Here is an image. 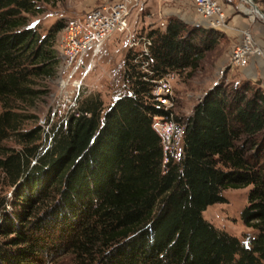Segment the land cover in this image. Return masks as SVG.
<instances>
[{
  "label": "trees",
  "instance_id": "obj_1",
  "mask_svg": "<svg viewBox=\"0 0 264 264\" xmlns=\"http://www.w3.org/2000/svg\"><path fill=\"white\" fill-rule=\"evenodd\" d=\"M39 1L50 0H0V184L11 189L0 199V264L62 255L71 264H264V91L248 79L218 82L187 116L151 96L165 73L192 74L222 33L173 16L149 27L152 73L129 49L124 91L107 108L98 93L81 98L45 146L28 105L44 93L38 80L55 74L64 21L44 35L29 26ZM155 115L184 127L166 161ZM248 186L240 217L253 233L244 243L202 213L224 190Z\"/></svg>",
  "mask_w": 264,
  "mask_h": 264
},
{
  "label": "rangeland",
  "instance_id": "obj_2",
  "mask_svg": "<svg viewBox=\"0 0 264 264\" xmlns=\"http://www.w3.org/2000/svg\"><path fill=\"white\" fill-rule=\"evenodd\" d=\"M104 0H50L39 1L38 11L27 14L29 26H35L44 35L52 25L73 15H79ZM143 9L140 13L133 11L128 18L137 31L143 34L149 27L163 28L170 16L183 20L188 25H203L195 14L192 0H142ZM225 12V24L221 29L223 38L214 49L208 51L198 68L188 74L189 70L176 72L177 77L172 83L173 115L187 116L202 95L218 82L235 83L248 79L256 83L264 91V25L256 17L251 21L249 15L241 11L238 0H218ZM264 13V0H253ZM250 8V6H248ZM258 20V21H257ZM255 21V22H254ZM58 32L53 41L59 62L54 76L38 80L36 87L42 90L32 105H28L29 113L37 115V125L43 129L46 137L45 146L50 141L49 127L62 121L75 108L78 101L90 93H98L107 108L114 98L124 91L122 80L123 61L129 50L123 34L114 32L102 45L96 56L85 55L77 71L73 67L63 69L62 51L58 44ZM247 35V36H246ZM248 38L252 49L249 63L238 67L231 62L230 52L234 46ZM132 51V50H131ZM91 67L84 74L85 68ZM79 85V92H71ZM27 105H21L25 108ZM28 108V107H26ZM49 118V123L46 119ZM34 123L27 122L25 127ZM8 144H13L8 141ZM250 186L223 191L224 201L209 205L202 213L204 219L214 227L237 236L242 242H248L253 229L245 226L240 213L247 204ZM6 195L9 199L11 189L0 184V199ZM9 207V206H8ZM38 264H71L69 255H62L55 261Z\"/></svg>",
  "mask_w": 264,
  "mask_h": 264
},
{
  "label": "built area",
  "instance_id": "obj_3",
  "mask_svg": "<svg viewBox=\"0 0 264 264\" xmlns=\"http://www.w3.org/2000/svg\"><path fill=\"white\" fill-rule=\"evenodd\" d=\"M195 14L203 23V26L221 29L225 24V12L218 0H192ZM142 0H104L94 5L79 15L67 17L59 31L58 44L62 51L63 69L73 67L77 71L82 58L90 54L96 56L103 43L114 33L123 34L129 49L134 52L133 62L140 65V69L149 74L148 61L143 58L149 55L151 39L137 31L129 23L128 18L133 11L141 12ZM247 36V35H246ZM246 39V37H244ZM248 38L243 43L234 46L230 52L231 62L242 68L248 65L252 52ZM90 66L85 68L84 74L88 73ZM177 77L175 71H169L154 81L151 89L152 99L165 109L173 105L172 83ZM79 92V85L71 89V92ZM152 128L160 137L164 151V161L167 155L175 157L180 149L183 125L176 122L172 116H153Z\"/></svg>",
  "mask_w": 264,
  "mask_h": 264
},
{
  "label": "bare ground",
  "instance_id": "obj_4",
  "mask_svg": "<svg viewBox=\"0 0 264 264\" xmlns=\"http://www.w3.org/2000/svg\"><path fill=\"white\" fill-rule=\"evenodd\" d=\"M241 4V11L244 13V14H247L249 15L250 17V20L253 21V20H256V17L258 18V16H256L252 9L251 8H248L249 6V2L248 0H238ZM258 21V20H257ZM255 22V21H254Z\"/></svg>",
  "mask_w": 264,
  "mask_h": 264
},
{
  "label": "water",
  "instance_id": "obj_5",
  "mask_svg": "<svg viewBox=\"0 0 264 264\" xmlns=\"http://www.w3.org/2000/svg\"><path fill=\"white\" fill-rule=\"evenodd\" d=\"M249 6L252 9L253 13L258 16V18L263 22L264 25V13L263 11L259 8V6L253 1V0H248Z\"/></svg>",
  "mask_w": 264,
  "mask_h": 264
}]
</instances>
